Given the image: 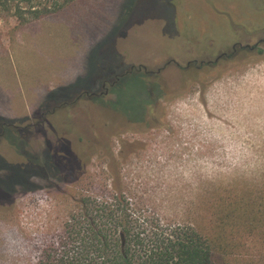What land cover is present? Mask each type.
<instances>
[{"label":"rangeland","instance_id":"rangeland-1","mask_svg":"<svg viewBox=\"0 0 264 264\" xmlns=\"http://www.w3.org/2000/svg\"><path fill=\"white\" fill-rule=\"evenodd\" d=\"M168 2L73 0L55 8L48 0H15L0 6V200L10 193L6 182L17 179L16 164L40 155L49 162L45 140L56 135L42 116L66 104L67 120L87 108L89 99L78 97L82 89L103 94L108 106L115 97L112 77L100 84L101 77L143 66L148 73L138 72L158 85L150 97L161 94L166 127L141 132L131 124L114 134L111 123L120 119L105 118V132L91 130L92 136L111 132L115 155L120 140L130 144L117 164L132 203L161 223L209 235L219 229L216 200L247 193L264 201V52L247 58L236 49L264 39V0H170L172 10ZM124 80L130 88L143 81ZM58 100L65 101L51 105ZM85 114L74 121L82 130L90 118L104 116L97 109ZM27 124L34 125L22 129ZM106 165L97 153L77 182L50 188L33 179L37 188L0 205V264H35L76 199L111 194ZM229 233L239 247L224 256L226 264L264 263L258 238Z\"/></svg>","mask_w":264,"mask_h":264},{"label":"trees","instance_id":"trees-1","mask_svg":"<svg viewBox=\"0 0 264 264\" xmlns=\"http://www.w3.org/2000/svg\"><path fill=\"white\" fill-rule=\"evenodd\" d=\"M11 1L15 0H0V6L7 9ZM48 1L53 3V7L59 8L73 0ZM168 3L170 10V0ZM41 12V9H35L32 13ZM260 45H264V39L258 44L236 49L238 54L244 51L242 56L250 58L264 52ZM130 75L133 79L140 77L143 81L134 88L128 85L123 87L124 79ZM110 77L112 85L109 92L115 97L108 102V106L102 101L103 94L82 89L78 96L89 99V105L76 111L77 114L86 115L89 110L97 109L104 116L90 118L87 128L82 130L74 122L77 114H69L68 119L63 120L62 114L70 106L65 104L61 112L50 109L46 118L42 116L51 122L49 127L56 135L54 141L45 140L43 152L48 154L49 162L41 155L27 157L25 163L16 164L20 167L17 179L6 182L10 193L2 192L4 196L0 205L11 202L12 195L19 191L37 188L38 184L33 179L43 180L50 188L73 184L83 175L86 165L95 154L107 158L111 194L76 199L75 211L67 216L56 234L48 236L35 264H226L224 256L238 251L239 247L235 241H230L232 233L229 232L258 238L260 248L263 247L261 256H264V201L253 199L247 193L226 194L212 204L217 206L212 213L219 231L209 235H203L187 224L161 223L159 218L136 207L137 203L133 204L131 198L125 195L117 163L118 159L124 160L130 154V144L120 140L121 147L115 155L109 146L113 136L111 132L99 137L92 136L91 130L105 132V118L110 119V122L120 119V122L111 123L114 134L131 124L141 132L153 127L164 128L166 124L161 119V94H157L154 99L150 97L152 92H159L157 84L149 83L146 75L138 71H126L124 74L113 72L101 77L100 84ZM64 101L58 100L51 105L56 106ZM57 147L60 149L55 150ZM66 147L74 148L73 152L64 150Z\"/></svg>","mask_w":264,"mask_h":264},{"label":"flooded vegetation","instance_id":"flooded-vegetation-1","mask_svg":"<svg viewBox=\"0 0 264 264\" xmlns=\"http://www.w3.org/2000/svg\"><path fill=\"white\" fill-rule=\"evenodd\" d=\"M141 69H144L145 70V67H143V66H141V67H138L137 69H134V67H130V69L128 70V72H131V71H133V70H136V71H140ZM145 72H147L146 70H145ZM148 73V72H147ZM124 74V73H123ZM111 85H112V83H111ZM107 92H108V89H106L105 90V94H107ZM31 125H34V124H31ZM31 125H26L25 126V128L24 129H27V128H29V126H31Z\"/></svg>","mask_w":264,"mask_h":264}]
</instances>
